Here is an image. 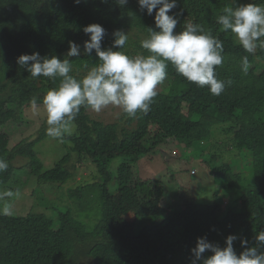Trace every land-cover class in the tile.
I'll return each mask as SVG.
<instances>
[{"label": "trees", "instance_id": "16d2710c", "mask_svg": "<svg viewBox=\"0 0 264 264\" xmlns=\"http://www.w3.org/2000/svg\"><path fill=\"white\" fill-rule=\"evenodd\" d=\"M247 3L264 5V0H177V7L169 13L182 11L174 31H182L191 21L222 41L224 59L216 66V74L231 84L220 95L189 82L169 64L167 78L157 88L149 112H138L135 117L123 113L127 125L104 124L82 106L72 134L56 138L66 147L65 153L47 168L37 149L50 137L46 120L36 135L14 145L2 129L9 122H20V111L31 105L34 97L42 105L43 96L58 86L60 78H33L18 65L17 58L33 52L67 58L72 64L70 74L80 79L99 60L95 50L90 56L83 51L84 41L89 39L83 31L85 26L99 23L106 29L104 49L113 45V33L122 30L128 35L123 49L127 54L148 55L140 42L147 38L148 27L155 29V11L149 16L140 9L138 0H128L123 7L116 0H0V159L8 164L7 170L0 172V188H7L3 193L16 189L20 168L40 182L62 185L74 178L81 163L92 164L96 181L70 187L69 192L84 199L89 196H84L83 188L94 185L97 197L90 195L88 201L94 197L98 204L94 208L98 207L100 214L96 225L89 228L72 207L57 209V216L53 215L45 231H30L28 227L33 218L46 214L0 216V264H81L83 259L85 264H191L197 238L205 236L225 247L227 236L235 235L233 246L238 255L245 250L244 240L248 247L257 246L256 236L264 231V49L246 53L235 35L222 31L217 23L225 7L235 9ZM70 40L81 47L78 57L66 55ZM244 56L249 60L247 73L242 71ZM217 129L229 133V146L244 160L250 157L248 164L242 166L236 157L231 162L222 160L226 147L221 146L220 136L213 145L209 142ZM166 132L176 133L186 149L200 145L197 154H210L203 161L214 175L221 199L214 196L213 203H201L182 190L176 203L165 184L134 172L141 160L158 153ZM18 158L26 160L23 165L15 164ZM116 159L123 161L113 167ZM132 177L134 181H130ZM242 180L248 186L242 185ZM127 182L129 186L121 187ZM124 189H131L139 202H149L151 207L160 204L169 211L135 212L130 224L115 204L116 194ZM224 197L227 204L223 206ZM200 204L208 209L201 210L205 205ZM211 254L206 251L204 255Z\"/></svg>", "mask_w": 264, "mask_h": 264}, {"label": "clouds", "instance_id": "9594fccd", "mask_svg": "<svg viewBox=\"0 0 264 264\" xmlns=\"http://www.w3.org/2000/svg\"><path fill=\"white\" fill-rule=\"evenodd\" d=\"M75 2L80 3V0ZM127 2L116 0L121 7ZM138 4L149 16L155 11V29L148 27L147 38L140 42L148 55L127 54L123 49L128 35L122 30L113 33L115 39L111 47L102 48L106 29L99 23H92L83 28L89 36L84 41L83 51L90 56L95 50L99 60L80 79L70 74L72 64L67 58L41 56L39 52L21 54L17 58L18 65L26 68L33 78H60L58 86L49 89L42 100L47 113L48 136L62 139L71 135L82 106L96 113L113 105L129 117H135L138 112L147 114L158 94V85L167 78L169 64L189 82L199 87L207 86L213 95H220L231 84L230 80L218 79L216 74V66L222 65L224 59V46L218 36L191 21L182 31H174L182 11L169 13L177 7V0H138ZM217 23L222 31L230 30L235 35L246 53L255 54L258 47L264 49V5L247 3L235 9L225 7L223 14L217 17ZM68 43L67 57H78L80 45L71 40ZM248 69V56H244L242 71L247 73ZM31 105L33 109L37 107V98L31 100ZM7 168L6 161L0 159V172ZM5 195L11 197L13 193L9 191ZM0 214L10 215L11 204L4 203ZM236 239L235 235L227 236L226 246L221 247L206 236L198 237L192 249L191 264H264V231L256 236L257 246L248 247L247 240L242 241L245 250L239 255L233 246ZM206 251L212 254L205 256Z\"/></svg>", "mask_w": 264, "mask_h": 264}, {"label": "rangeland", "instance_id": "374dc122", "mask_svg": "<svg viewBox=\"0 0 264 264\" xmlns=\"http://www.w3.org/2000/svg\"><path fill=\"white\" fill-rule=\"evenodd\" d=\"M134 34V32H132ZM162 86L158 85L157 88ZM90 116L96 120L108 123H120L122 125L126 124V117L123 115V111L113 105H109L104 108L101 112L96 113L91 109L87 110ZM20 122H9L2 130H5L9 136H11L10 145H14L20 139L24 137H32L37 134L40 125L46 120L47 113L45 107L38 105L33 109L32 105L24 106L20 111ZM162 128V126H160ZM167 138L164 143L160 145L158 153L153 156L143 159L135 168V171L139 176L144 179H150L152 182H159L167 186L170 189L171 198L174 202H179L180 192L185 190L191 197H195L197 201L201 203H213L214 196H218L221 199L222 195L216 193L218 184L215 183L214 175L211 173L210 168L207 166L206 162L203 161L210 154L205 153L204 155L197 154V148L186 149L185 145L180 143L181 140L179 136L172 132H166ZM214 136L209 140L215 142V140L220 136L221 146L226 147V152H223L222 160L224 162H231L235 157L239 160L242 166L248 164L250 157L244 160L240 153L236 149H232L229 145L232 139L228 136L229 133H223L221 130L217 129L213 132ZM210 144V146H211ZM210 146L206 149L208 151ZM38 151L42 157L43 163L47 168H50L55 164L57 160L65 153L66 147L60 144L58 140L48 137L43 139L37 146ZM223 149V148H222ZM26 160L18 158L15 160V164L21 166ZM123 159L114 160L112 166L117 167ZM77 170V169H76ZM75 170V171H76ZM195 172H194V171ZM21 173H17L16 178H19V182H16V189L12 191L13 196H6L4 188H0V207L4 203L11 204V214L0 216L13 217L14 215L25 216L30 212L36 213V215L43 213L46 214L45 217H35L30 221L28 229L30 231H45L49 225H51L54 216H57V209H67L71 208L76 217L84 223L87 227L91 228L99 220V209L94 208V205H98L94 197H97L96 188L94 185H89L83 188L84 196L93 195L94 197H89L84 199H78L77 196H71L69 188H75L79 184L91 183L96 181L97 172L94 165L81 163L78 171L74 174V178L69 179L67 182L59 185L57 183L51 182H40L37 178H34L32 174L25 173V170L20 168ZM135 173V174H136ZM130 181H134V178H130ZM241 184L248 186L246 181L242 180ZM129 186V182L121 183V187ZM7 189V188H6ZM175 190V191H173ZM220 190H222L220 188ZM19 192L16 196L15 193ZM218 192V189H217ZM225 198V197H224ZM221 204L224 206L227 204V198L224 199ZM97 199V198H96ZM202 200V201H201ZM116 208L124 213L125 218L130 222H133V216L135 212L141 214H164L169 211L168 208L162 207L160 204L157 206H150L149 202H139L136 195L130 190L119 191L115 196ZM201 208V210L206 211L208 209L206 204ZM215 207L216 205H210ZM223 206L221 208L223 209ZM93 209H90L92 208ZM149 208L145 210L143 208ZM211 209V208H210ZM54 215V216H53ZM86 260L83 259L81 264H85Z\"/></svg>", "mask_w": 264, "mask_h": 264}]
</instances>
